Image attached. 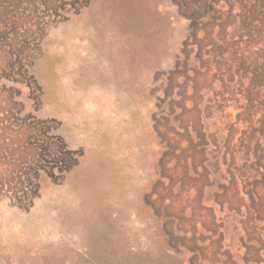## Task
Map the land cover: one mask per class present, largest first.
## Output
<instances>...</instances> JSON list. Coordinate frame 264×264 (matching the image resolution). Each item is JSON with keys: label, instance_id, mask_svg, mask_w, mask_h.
Returning a JSON list of instances; mask_svg holds the SVG:
<instances>
[{"label": "rangeland", "instance_id": "1", "mask_svg": "<svg viewBox=\"0 0 264 264\" xmlns=\"http://www.w3.org/2000/svg\"><path fill=\"white\" fill-rule=\"evenodd\" d=\"M0 0V264H264V0Z\"/></svg>", "mask_w": 264, "mask_h": 264}, {"label": "trees", "instance_id": "2", "mask_svg": "<svg viewBox=\"0 0 264 264\" xmlns=\"http://www.w3.org/2000/svg\"><path fill=\"white\" fill-rule=\"evenodd\" d=\"M204 1H205V0H198V1H197L196 3H194V4L197 5V4H199V3H204ZM263 66H264V65H263Z\"/></svg>", "mask_w": 264, "mask_h": 264}]
</instances>
